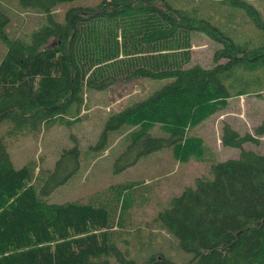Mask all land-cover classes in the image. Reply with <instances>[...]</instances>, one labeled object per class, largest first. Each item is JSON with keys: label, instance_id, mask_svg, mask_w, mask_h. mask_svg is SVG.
Listing matches in <instances>:
<instances>
[{"label": "trees", "instance_id": "trees-1", "mask_svg": "<svg viewBox=\"0 0 264 264\" xmlns=\"http://www.w3.org/2000/svg\"><path fill=\"white\" fill-rule=\"evenodd\" d=\"M74 1L80 0H0V264H175L160 251L130 256L126 247L118 249L111 238L118 198L99 204L47 200L77 171V146L63 150L52 170L38 171L32 163L14 167L8 140L63 122L73 107L78 114L88 90L173 79L112 115L101 139L132 120L166 116L178 125L166 137L134 130L126 138L138 147V158L174 148L184 140L181 125L197 103L264 92V42L236 43L199 17L209 13L204 6L186 0H98L59 11ZM226 1L264 32L257 8ZM194 31L222 44L209 68L187 66ZM220 134L222 146L239 149V156L212 164V179L184 189L158 221L192 254L185 264H264V154L243 148L259 144L264 118L253 134L228 123Z\"/></svg>", "mask_w": 264, "mask_h": 264}, {"label": "rangeland", "instance_id": "rangeland-1", "mask_svg": "<svg viewBox=\"0 0 264 264\" xmlns=\"http://www.w3.org/2000/svg\"><path fill=\"white\" fill-rule=\"evenodd\" d=\"M177 1L174 0V4ZM186 1L204 6L209 13L200 11L199 17L209 19L236 43L256 47L264 42V32L254 26L243 10L226 0ZM245 1L258 9L264 20V0ZM97 2L64 3L59 11ZM63 15L58 18L62 19ZM188 44L186 52L190 62L187 66L200 64L206 68L212 66L214 51L222 47L209 35L197 31L190 34ZM4 51L5 45L0 40V60ZM172 80L136 79L114 84L105 91L88 90L78 114L73 107L63 122L47 124L39 132L25 130L20 140H8L7 147L15 168L32 163L37 170L45 171L54 168L63 150L77 146L80 151L77 171L48 195L47 200L54 204L94 203L97 200L99 204L118 198L116 226L111 232L118 249L126 247L130 256L138 252L139 256H144L148 251H160L175 264H185L191 260L192 254L180 249L176 239L162 229L158 217L172 199L184 189L193 188L198 179H212V164L239 156V149L222 146L221 125L228 123L241 134H253L264 118V92L209 104L197 103L181 125L184 140L174 148H164L142 158L137 157L138 147L130 146L127 134L142 130L166 137L177 128L175 121L166 116H150L138 122L132 120L101 139L112 115L146 99ZM258 140L257 146L245 144L243 148L264 154V135ZM120 184L128 187L119 189Z\"/></svg>", "mask_w": 264, "mask_h": 264}, {"label": "crops", "instance_id": "crops-1", "mask_svg": "<svg viewBox=\"0 0 264 264\" xmlns=\"http://www.w3.org/2000/svg\"><path fill=\"white\" fill-rule=\"evenodd\" d=\"M239 97H242V96H239Z\"/></svg>", "mask_w": 264, "mask_h": 264}]
</instances>
